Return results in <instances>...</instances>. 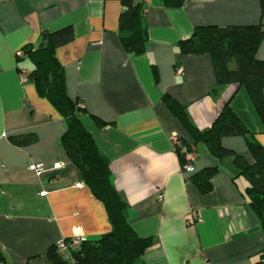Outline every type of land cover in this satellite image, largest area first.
<instances>
[{
    "label": "crops",
    "instance_id": "crops-1",
    "mask_svg": "<svg viewBox=\"0 0 264 264\" xmlns=\"http://www.w3.org/2000/svg\"><path fill=\"white\" fill-rule=\"evenodd\" d=\"M134 1L145 6L141 55L126 52L118 38L121 0H0V264H53L47 250L57 241L74 234L93 240L110 230L103 205L61 145L64 120L31 81L18 79V67L31 64L17 62L16 51L67 25L73 38L55 49L65 90L84 109L79 119L109 163L132 228L150 239L142 264H253L264 248L245 177L230 158L219 161L198 143L192 173L220 167L211 190L201 193L181 170L171 138L192 139L162 101L169 94L184 105L199 130L228 103L264 146V123L244 87L217 85L207 53L178 48L195 26H264L259 0H189L180 7ZM256 56L264 60V40ZM94 117L107 124L99 127ZM26 133L35 140L11 142ZM221 144L251 163L244 136L222 137ZM36 162L44 166L40 174L29 168Z\"/></svg>",
    "mask_w": 264,
    "mask_h": 264
},
{
    "label": "trees",
    "instance_id": "trees-1",
    "mask_svg": "<svg viewBox=\"0 0 264 264\" xmlns=\"http://www.w3.org/2000/svg\"><path fill=\"white\" fill-rule=\"evenodd\" d=\"M189 0H159L166 7H180ZM122 8L118 16L117 34L123 49L128 53L141 55L148 42L144 22L143 3L134 0H121ZM264 12V0H259ZM36 47H22L24 56H16L17 62L27 59L31 67L28 81L37 93L45 98L65 122V130L60 142L69 161L77 167L82 181L93 196L103 205L110 230L93 240H83L72 250L71 257L59 254L55 244L47 250V257L53 264H142L141 255L150 245L149 238L136 234L128 218V205L114 188L109 163L99 151L93 137L82 125L79 115L84 111L77 100L71 99L65 90L63 72L55 55V49L73 38L72 27L67 25L54 31H43ZM264 40L262 24L233 26H195L189 37L178 43L184 54L207 53L212 61L217 85L237 83L244 87L247 95L264 123V60L256 56V50ZM21 68L18 67V71ZM211 93L216 92L213 87ZM162 101L179 121L192 139V143L179 138L181 146L175 148L181 165L184 154L198 143H203L210 155L217 160L230 158L237 168V174L247 180L244 194L251 211L264 232V146L253 135L240 116L226 103L220 109L211 125L199 130L191 121L186 107L169 94ZM99 127L107 123L94 117ZM242 135L251 156V163L240 154L224 147L221 138ZM13 144L23 146L35 140L32 133L13 135ZM220 170L212 165L192 173L187 179L195 184L201 193L211 190V179ZM4 260L0 251V262ZM253 264H264V248Z\"/></svg>",
    "mask_w": 264,
    "mask_h": 264
},
{
    "label": "built area",
    "instance_id": "built-area-1",
    "mask_svg": "<svg viewBox=\"0 0 264 264\" xmlns=\"http://www.w3.org/2000/svg\"><path fill=\"white\" fill-rule=\"evenodd\" d=\"M16 56H24L23 49H18L16 51ZM180 72V70H178ZM18 79L20 82L28 81V74L29 71L27 69L21 68L18 72ZM172 143L174 148L181 146V142L176 135L172 136ZM194 158V150L191 149L186 151L184 154L185 162L181 165V170L184 172H191L193 170L192 167V160ZM56 167H59V164H55ZM31 170H33L36 174H40L44 171V166L41 162L33 163L29 166ZM85 240L83 237L79 236L78 234H74L69 238H63L55 243V248L59 254H61L65 258L71 257L72 250L76 249L80 243Z\"/></svg>",
    "mask_w": 264,
    "mask_h": 264
}]
</instances>
